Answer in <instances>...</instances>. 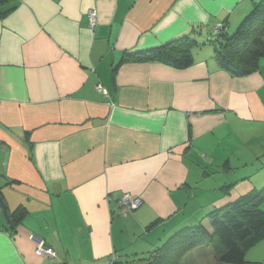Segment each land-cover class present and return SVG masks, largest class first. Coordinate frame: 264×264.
I'll use <instances>...</instances> for the list:
<instances>
[{"label": "crops", "instance_id": "obj_1", "mask_svg": "<svg viewBox=\"0 0 264 264\" xmlns=\"http://www.w3.org/2000/svg\"><path fill=\"white\" fill-rule=\"evenodd\" d=\"M253 2L0 0V179L10 213L35 203L24 206L29 224L0 217V264H148L179 228L212 231L207 214L264 187V165L228 141L264 133V57L245 76L221 68L209 45L187 68L115 70L125 54L218 22L230 29ZM122 191L141 206L120 210ZM33 235L57 257L37 253ZM247 259L264 264V239ZM182 264L227 263L201 246Z\"/></svg>", "mask_w": 264, "mask_h": 264}, {"label": "trees", "instance_id": "obj_2", "mask_svg": "<svg viewBox=\"0 0 264 264\" xmlns=\"http://www.w3.org/2000/svg\"><path fill=\"white\" fill-rule=\"evenodd\" d=\"M253 6L250 14L231 35L225 22H218L208 34L207 31L204 33L198 30L159 47L125 54L115 70L129 61L161 62L176 68H187L194 64V49L209 45L221 68L235 76L249 75L259 68V61L264 57V0H254ZM8 13L9 10L1 12L0 19ZM200 36L204 38L202 42ZM29 156L33 157L32 146L29 148ZM12 182L14 180H10ZM263 202L264 187L207 214L205 219L212 231L204 222L179 228L159 247L148 252L143 260L148 264H182L184 257L192 250L210 246L217 261L227 264H258L247 259V251L264 239ZM27 212L24 206H18L11 213L12 226L17 227Z\"/></svg>", "mask_w": 264, "mask_h": 264}, {"label": "rangeland", "instance_id": "obj_3", "mask_svg": "<svg viewBox=\"0 0 264 264\" xmlns=\"http://www.w3.org/2000/svg\"><path fill=\"white\" fill-rule=\"evenodd\" d=\"M258 1H260V0H257V2ZM253 8H254V6H252L248 11H246L245 14H244V11L240 10V12H239L240 14L238 13L240 16H238V18L234 22V25L232 26V28H230V29L228 28L227 29V31L229 32L230 35L233 34L237 30V28L240 25V23L243 21V19L248 14H250V12L253 10ZM201 39L204 40V38H201ZM229 137H230V139L228 141L230 143H233V141H235V143H239V140H240V143H242L241 145H244L246 147L247 151L252 154V156H249L248 159H247L249 162L254 161V163H257V164L262 163L264 165V133L258 135V137L256 138V142H248V139H246V138L242 139V137L239 134H237L235 131L231 132ZM232 163H233V166H234L236 164L235 160H233ZM263 171H264V169H263ZM2 186H3V180L0 179L1 192L3 194V197L5 196L4 198L7 199V198H9V195L6 194L5 191H3V190H5L6 186H4V187H2ZM11 189H12V186H10L8 188V191H12ZM22 202L24 204L23 206H25L28 210H32L33 208H35V203L34 202H30L28 200V197L25 198V199L22 198ZM262 205H263L262 208H264V202H263ZM30 215H31V213L28 212L26 217L23 219L24 223L29 224L30 217H31ZM0 217H2L3 220L6 222V220L3 217L1 212H0ZM137 262H139V261H137Z\"/></svg>", "mask_w": 264, "mask_h": 264}, {"label": "built area", "instance_id": "obj_4", "mask_svg": "<svg viewBox=\"0 0 264 264\" xmlns=\"http://www.w3.org/2000/svg\"><path fill=\"white\" fill-rule=\"evenodd\" d=\"M89 16H90V25L91 27H94L97 23V12L94 9H91L89 11ZM99 89L101 91L106 92L101 85L99 86ZM142 202L143 199L141 196L135 195L130 191H122L118 199L119 209L124 212L128 210L130 211L136 210L141 206ZM32 238L37 244V249H36L37 253L46 257H50L52 259H55L57 257L56 251L52 247L48 246L43 239L39 238L36 235H33Z\"/></svg>", "mask_w": 264, "mask_h": 264}, {"label": "water", "instance_id": "obj_5", "mask_svg": "<svg viewBox=\"0 0 264 264\" xmlns=\"http://www.w3.org/2000/svg\"><path fill=\"white\" fill-rule=\"evenodd\" d=\"M4 197L3 194L0 192V212L5 218L6 223L11 226L12 225L11 213L9 211L7 201Z\"/></svg>", "mask_w": 264, "mask_h": 264}]
</instances>
